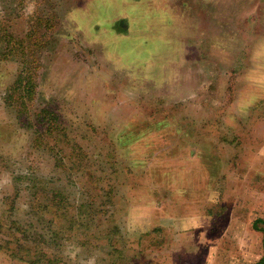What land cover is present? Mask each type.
<instances>
[{"label": "rangeland", "instance_id": "1", "mask_svg": "<svg viewBox=\"0 0 264 264\" xmlns=\"http://www.w3.org/2000/svg\"><path fill=\"white\" fill-rule=\"evenodd\" d=\"M213 1L205 16L185 0H0V264H153L185 166L159 127L185 135L191 93L215 112L240 100L256 48H239L264 34V0L220 20Z\"/></svg>", "mask_w": 264, "mask_h": 264}, {"label": "crops", "instance_id": "2", "mask_svg": "<svg viewBox=\"0 0 264 264\" xmlns=\"http://www.w3.org/2000/svg\"><path fill=\"white\" fill-rule=\"evenodd\" d=\"M226 1H213L218 10L224 11L215 13L217 18L231 17L237 10L233 9L235 5L246 6L249 0H235L229 5ZM210 2L185 0L182 7L204 6L206 16ZM113 25L117 32L128 31V23L122 17H116ZM249 38L250 43L242 41L245 47L239 48V53L252 54L256 48V59L244 67L243 91L240 100L233 101V109L226 103L223 110L215 112L207 106L206 98L198 100L191 93L192 98L187 100L191 107L186 108L184 115L190 119L185 135L172 122L159 127L161 133L171 134L167 143L169 156L184 159L180 171L185 166L183 184L170 197L169 215L155 217V225L160 221V227L155 231L153 264H264V97L258 93V88L264 87V34L257 37L256 43L253 36ZM242 125L246 126L245 138L239 136ZM209 128H213L210 133ZM217 131L223 137L215 146V140L208 138ZM223 134H229V141ZM169 143L176 148L182 146L181 151L174 153ZM228 144L232 157L221 154L230 148L225 147ZM224 168L228 172L221 175ZM181 253L186 257L178 262Z\"/></svg>", "mask_w": 264, "mask_h": 264}, {"label": "trees", "instance_id": "3", "mask_svg": "<svg viewBox=\"0 0 264 264\" xmlns=\"http://www.w3.org/2000/svg\"><path fill=\"white\" fill-rule=\"evenodd\" d=\"M15 82V89L17 88V91H20V94H22L21 96L27 98L26 100H22L24 103H26L27 100L31 98V94L33 92V84L30 83L28 77H24L22 76V74L18 76ZM52 128L54 130L55 127H52L51 123H49L48 129L51 131Z\"/></svg>", "mask_w": 264, "mask_h": 264}]
</instances>
